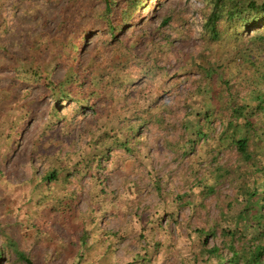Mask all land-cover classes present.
Masks as SVG:
<instances>
[{
  "label": "trees",
  "instance_id": "1",
  "mask_svg": "<svg viewBox=\"0 0 264 264\" xmlns=\"http://www.w3.org/2000/svg\"><path fill=\"white\" fill-rule=\"evenodd\" d=\"M42 1L52 15L40 21V29L29 32L23 55L2 42L7 17L0 14V52L4 53L0 70L13 71L12 84L26 83L31 96L23 97L22 108L14 111L11 127L3 134L6 142L0 143V208L17 217L16 222L21 216L33 232L34 243L46 240L44 259L40 262L35 253L22 247L0 220V264H53L55 256L61 255L69 264H101L105 257L113 259L110 264H152L161 252V261L171 259L172 264H264V164L260 160L264 153L260 148L264 137V0H202L198 53L204 56L193 53L194 67L176 77L170 74V59L177 55L176 64L183 66L178 48L189 42L192 29L182 12H162L157 19L155 9L162 0ZM4 3L0 1V10ZM101 56L118 69V76L113 68L98 70ZM192 70L199 76L192 79L185 94L179 93L173 83L188 80ZM164 79L169 80V98L155 97L146 104ZM46 99H51L49 114L56 119L55 125L44 128L40 142H33L29 149L30 176L8 179L18 169L17 165L8 168L12 154L8 142L17 145L37 111L36 103ZM113 100L122 104L118 113L110 108ZM156 105L165 106L170 117H160V111V115L154 111ZM87 110H92L86 120L93 129L82 131L78 143L63 156L51 136L62 138V125L70 122V115L85 119ZM149 123L156 124L161 133L177 130L173 143L167 144L182 155H190L200 141L211 137L219 148L205 149L210 161L204 168L205 157H196L189 169L179 173L183 185L177 191L167 190L159 169L149 163L147 174L153 170L156 174L152 188L159 201L150 212L142 209L139 213L142 188L138 180L126 177L130 174L126 169L148 158L142 131ZM218 130L216 138L213 134ZM85 134L90 135L89 151L82 145ZM225 152L227 156L222 155ZM115 169L126 172L121 196H110L107 190ZM86 176L92 198L90 211L82 217L77 188H83ZM225 183L231 194L224 193ZM168 194L172 197L167 198ZM211 195L217 198L215 216L205 202ZM106 202L110 206L104 207ZM124 203L130 205L125 213ZM181 207L189 208L182 220L177 218ZM110 208L113 216H120L113 229L103 224ZM122 212L131 218H123ZM165 216L172 217L177 228L170 227L169 221L166 229ZM164 228L167 242L159 237ZM133 236L135 242L124 245L125 257L119 258L117 248ZM181 237L197 247L189 249L188 256L181 255Z\"/></svg>",
  "mask_w": 264,
  "mask_h": 264
},
{
  "label": "rangeland",
  "instance_id": "2",
  "mask_svg": "<svg viewBox=\"0 0 264 264\" xmlns=\"http://www.w3.org/2000/svg\"><path fill=\"white\" fill-rule=\"evenodd\" d=\"M4 1L5 5L0 10V14H3L7 17V21L5 24H3V29H6L5 32L2 33V42L8 44V47L14 51H17L23 55V51L26 46L27 39L29 37V32L34 31L33 28L38 27V29L41 28L40 21L44 20L43 18L47 16L52 15V11L46 10V7L44 5V2L42 0H37L34 2L28 1V0H0ZM34 3V4H33ZM159 8L155 9V13H157L158 16L157 19L160 18V13H164L166 11L175 10L176 12H182L189 21V25L191 26V39L189 42H185V45L179 46L181 43L176 40V45L180 48L178 51V56L182 57L184 59L183 63H181L183 66L176 64V56L172 55L171 61L169 62V68H170V74L171 76H177V74L190 71L193 66L192 62V54H197L199 52L201 39H200V30H201V24H202V13L201 9L203 7L202 0H162L161 3H159ZM42 18V19H41ZM53 24H51L52 26ZM173 36H176V33H173ZM25 45V46H24ZM117 52V51H116ZM121 51L117 52V55L120 54ZM203 57L201 53L197 54ZM4 57V53L0 52V58ZM199 57L198 61H203V59ZM98 70L103 71L107 68V71H111L112 68L114 69V74L116 76L118 73V69L115 70L114 66L107 65V60L104 56H101L98 61ZM237 65H240L239 62ZM240 67V66H239ZM241 68V67H240ZM194 71V70H192ZM14 73L11 70H0V143H5V137L3 134L6 133V131L11 127V120L12 118H15L14 111L20 110L23 105V97H25L27 100L31 99V96L28 95V85L26 83L19 84L17 86H14L11 81V77H13ZM199 76L196 71L191 72L189 75V79L182 81L178 80V82L173 83V87L179 91V93L185 94L188 90V88L191 86L192 79H196ZM169 80L164 79L162 82L158 83V87L153 88L152 96H149L148 103H152L153 98L162 97L164 99H168L169 95L166 94L167 91H169L168 86ZM138 85H140L138 83ZM204 100V99H203ZM120 101V100H119ZM119 101L113 100L111 102L110 108L115 113H118L122 104L118 103ZM52 104L51 99H46L39 101L36 103V109L37 111L34 113L33 117L30 119L28 124L25 126L24 133L20 136V141H18L17 145L13 143L11 140L8 142V147H11V157L8 162V168L14 167L15 165L18 166V169H16L14 172L9 174L8 179L19 181L25 179L27 176H30V169L27 168L29 165V159H28V152L31 148V145L33 142H40V138L38 136L41 135L44 128L50 127V124L55 125L56 119H53V117L49 114V108ZM154 107V111L159 113L160 117L162 116H169V112L166 111L165 106H159ZM133 111V108L129 109V113L131 114ZM203 112V110H201ZM12 113V114H10ZM14 113V114H13ZM92 110H87L85 119H82L79 116H72L70 115V122H65L63 127L64 136L62 138L55 139L53 136H51V139H54V145L59 146V148L62 149V155L65 156L66 151L72 149V145L77 144L79 140L80 133L82 131H88L87 129H93L91 124L87 123L88 120L86 118L91 115ZM151 115V114H150ZM86 120V121H85ZM155 123V122H154ZM60 124V123H59ZM215 124H218L217 122ZM170 126L167 125L166 129H169ZM54 128V126H53ZM170 130L169 132L164 131L161 133L159 131L158 126L156 124H150L143 129V135L147 139V150L148 152H144L148 158L144 160L142 164L137 163L136 161V167L135 168H127L126 172H130L127 176L125 175V171L121 173V171H117L116 169L113 170L112 175L110 177V183L107 186V190L110 192V196L114 194H119L121 196L124 192V186L122 184L124 180V176L128 177L129 179L138 180L140 183V187L142 190L140 191L142 196V203L141 207L139 209V212L141 213L144 210L152 209V206L159 201V196L156 193V191L152 188L153 185V178L155 177L154 170L152 171L151 175L147 174V170L150 169L149 163L154 165L159 169L158 174L160 175L162 182H164V186L167 188V190L174 189L177 191V188L179 186L183 185V180L180 179V174L182 171H185L189 169L191 165H193V160L197 157V160H203V157H205L204 165L202 166L204 168L205 165H207L210 160L209 156H207L205 149L212 148H219V143L212 141L213 137L209 139H205V141H200L198 145L196 146L195 151H191L190 155H182L180 154L175 148H172L167 143L171 142L173 143L172 137L174 135H178L177 130ZM218 132L219 130L213 134L214 137L218 138ZM99 133L95 135L98 136ZM212 136V134H210ZM217 135V136H216ZM85 138L83 139L82 145H85L86 151L90 150L88 141H90V135L85 134ZM94 137V136H93ZM210 140V141H209ZM261 146L260 148H264V137H262V140H260ZM212 143V144H211ZM4 145V144H2ZM191 145L189 144L187 146L190 148ZM176 151V152H175ZM193 152V153H192ZM222 155L227 156L228 154L222 153ZM200 157V158H199ZM208 160V161H207ZM261 162L264 164V153L260 156ZM202 163V161H199ZM199 166V163H197ZM121 167H123L121 165ZM130 167V166H128ZM208 167V166H207ZM15 168V167H14ZM123 171V168H122ZM109 173V172H108ZM145 174V175H144ZM140 179V180H139ZM188 178H184L186 180ZM89 177H85L83 179V188L81 186H78V190L81 192V201L79 203L80 207V213L79 216L84 215V213H87L90 211V204L89 201L92 198V195L89 194V190L91 189V183L89 181ZM145 184L149 185L148 187L145 186ZM79 185V183H78ZM77 186V185H76ZM221 187V186H220ZM224 193L228 192L231 194L233 191L231 188H229V183H225L224 185ZM180 189V188H179ZM165 190V191H167ZM184 191V190H183ZM95 195V194H94ZM109 196V197H110ZM144 197V198H143ZM168 194L167 198H170ZM112 198V197H110ZM169 200V199H168ZM217 198L215 195H211L205 199V202L209 204V213L212 216H215L218 214V208H217ZM170 202H172L170 200ZM162 204H165L164 201H162ZM5 205V202L3 203V206ZM104 207L110 206L107 202L103 205ZM128 206V207H127ZM144 206H149L148 208H144ZM132 207V206H131ZM171 207V206H169ZM124 211V213L127 210H130V205L124 203V206L121 207ZM132 209H136V207H132ZM173 210L176 211V206H173ZM13 214V212H12ZM123 215V212L121 213ZM179 214L181 216H178V219H185L187 215H189V208L188 207H181L179 209ZM127 219H130V215H123ZM16 218L7 210H2L0 208V220H2L3 223H5L6 229L14 232L15 236L20 240L22 247L29 248L30 251L35 253L37 260L40 262H43L44 256H43V249H45L46 240L40 242V243H34V240L32 238L33 232L26 228L25 222H22L21 216L18 217V221L16 222ZM75 218V216H73ZM136 218V217H135ZM147 217L143 218L145 220ZM119 217H115L111 214V208L107 214L106 217H104V227L108 229H113L116 226L119 225ZM171 221L170 227L177 228V223H173V218L165 216L162 219V223L164 227H166L167 223ZM75 223V221L73 222ZM75 227V225H74ZM139 226H137L138 228ZM187 226L185 227V229ZM167 229V227H166ZM159 237L161 239H164L166 242L169 240L168 236H166V230L165 228L163 230L159 231ZM134 235V234H133ZM134 238V239H133ZM129 240H123L120 244V247L117 248L116 254L119 256V258L123 259L124 251L123 246L129 244V241L131 243L135 242V237ZM217 239H214L213 242H216ZM219 242V240H218ZM180 248L183 249L184 253L181 255L188 256L190 254V250L193 246L190 245V242L187 240V238L181 237L180 240ZM132 248V247H131ZM193 248L197 249L196 246ZM50 249V248H49ZM164 257V253L161 252L157 259L154 260L152 264H172V260H167L166 258L161 261V257ZM109 257H105L101 260V264H110ZM53 264H69V259H67L64 255L62 256H55V258L51 261ZM3 264H8V262L4 261Z\"/></svg>",
  "mask_w": 264,
  "mask_h": 264
}]
</instances>
